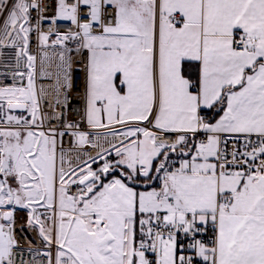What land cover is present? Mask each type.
<instances>
[{
  "label": "snow or ice",
  "instance_id": "1",
  "mask_svg": "<svg viewBox=\"0 0 264 264\" xmlns=\"http://www.w3.org/2000/svg\"><path fill=\"white\" fill-rule=\"evenodd\" d=\"M0 264H264V0H0Z\"/></svg>",
  "mask_w": 264,
  "mask_h": 264
}]
</instances>
